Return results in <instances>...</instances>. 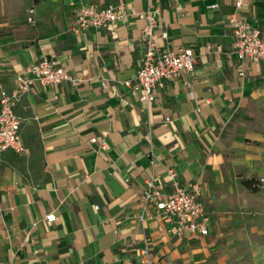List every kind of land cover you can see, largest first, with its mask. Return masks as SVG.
Wrapping results in <instances>:
<instances>
[{
	"label": "crops",
	"instance_id": "obj_1",
	"mask_svg": "<svg viewBox=\"0 0 264 264\" xmlns=\"http://www.w3.org/2000/svg\"><path fill=\"white\" fill-rule=\"evenodd\" d=\"M238 1L0 0L1 86L13 88L43 51L81 79L38 85L17 104L28 153L0 160V264H145L146 246L151 264H205L218 240L237 239L221 228L261 230L264 64L245 58L239 74L229 20L264 29V0ZM119 2L158 7L162 47L196 55L194 69L167 80L154 101H140L136 78L143 19L74 27L81 4ZM169 168L185 188L201 185L207 236L174 235L143 206L146 179L173 191Z\"/></svg>",
	"mask_w": 264,
	"mask_h": 264
},
{
	"label": "built area",
	"instance_id": "obj_2",
	"mask_svg": "<svg viewBox=\"0 0 264 264\" xmlns=\"http://www.w3.org/2000/svg\"><path fill=\"white\" fill-rule=\"evenodd\" d=\"M241 3L239 0L238 5ZM30 12L32 13L33 9ZM132 14L144 20L141 36L145 51L136 76L141 87L139 99L154 101L167 80L180 71L193 70L196 63V55L192 48L181 47L177 50H169L159 43V39L167 38L168 34L158 29L160 17L158 7L137 11L128 7L125 2L110 3L106 6L81 4L76 12L74 27L81 31L98 29L124 20ZM28 19L33 21L31 15ZM229 21L234 36V53L238 58V71L240 75H244L245 58L264 64V29L235 16ZM64 81L78 84L81 79L70 76L64 66L48 58L43 51L37 60L29 63L22 73L16 75L13 88L8 89L0 85V160L7 151L28 153L21 134L25 118L16 110L21 98L38 85H57ZM102 85H107L106 80H102ZM96 140V137L91 138L92 142ZM101 147H107L106 141H102ZM167 174L172 181L173 191L166 193L157 180L146 179L141 196L143 206L153 205L155 212L168 225V231L174 235L207 236L210 232L211 217L202 200L201 185L194 183L190 189H187L180 185L179 174L174 169L169 168ZM143 219L144 215L141 216V220ZM143 253L147 255L144 263L151 264L148 246L143 249Z\"/></svg>",
	"mask_w": 264,
	"mask_h": 264
},
{
	"label": "rangeland",
	"instance_id": "obj_3",
	"mask_svg": "<svg viewBox=\"0 0 264 264\" xmlns=\"http://www.w3.org/2000/svg\"><path fill=\"white\" fill-rule=\"evenodd\" d=\"M30 10L26 19L30 24H34V17L33 21L28 19L30 15L32 16ZM259 225H261V230L254 232H251L245 223L239 225L235 232L232 231L233 225H226L221 228L224 233L236 236L238 240L235 239L230 246L226 245V241L218 240V244L212 250V254L207 258L205 264H264V223H258ZM221 257L224 258L223 261L218 262Z\"/></svg>",
	"mask_w": 264,
	"mask_h": 264
},
{
	"label": "trees",
	"instance_id": "obj_4",
	"mask_svg": "<svg viewBox=\"0 0 264 264\" xmlns=\"http://www.w3.org/2000/svg\"><path fill=\"white\" fill-rule=\"evenodd\" d=\"M252 182H255V180H253V179L244 180V184H246V185H248V186L251 185Z\"/></svg>",
	"mask_w": 264,
	"mask_h": 264
}]
</instances>
